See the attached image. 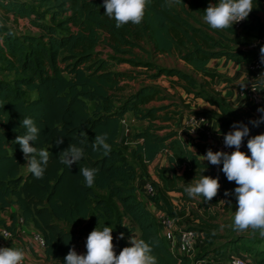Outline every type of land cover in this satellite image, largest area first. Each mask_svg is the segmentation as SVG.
Returning <instances> with one entry per match:
<instances>
[{
	"label": "trees",
	"instance_id": "obj_1",
	"mask_svg": "<svg viewBox=\"0 0 264 264\" xmlns=\"http://www.w3.org/2000/svg\"><path fill=\"white\" fill-rule=\"evenodd\" d=\"M35 1L47 10L40 11L30 0H0V12L5 18L10 15L16 20L27 18L38 31L37 34H17L0 23V72L13 73L11 78L0 75V209L6 210L13 203L18 205L23 221L33 223L43 235L47 256L60 258L63 264L80 237L78 231L61 225L62 220L69 224L87 220L83 227L85 232L96 227H111L129 235L139 228L140 239L153 246L157 264H193L191 257L171 250L168 234L139 198L136 185L139 172L156 189L153 195L146 197L177 222L185 215V211L179 210L185 208H176L169 195L171 191L181 192L186 201L198 203L203 215L198 216L196 226L189 227L203 231L211 244L217 239V234L211 230L220 226L217 222L220 208L229 209L237 204L234 194L237 185L227 180L222 164L215 166L203 161L192 148L195 143H187L176 130L163 135L157 132L166 127L156 125L157 119L173 118L161 114L172 104H149L171 97L154 84H141L126 93L123 82L137 79L141 73L115 69L117 63L112 57L130 55L117 59L153 69L149 74L153 80L162 75L176 76L172 83L180 85L187 93L222 105L199 88L196 75L204 77L209 85L217 78L231 82V77L210 65L212 60L222 57L245 65L247 74L253 75L249 66L260 56L264 45L227 48L223 40L229 38L201 20L205 9L218 0H182L171 7L168 0H151L141 24L128 23L119 28L115 20L104 13V0ZM50 12L51 19L47 20ZM61 15L65 18L59 19ZM263 15L264 0H254L244 28L264 37ZM143 42H150L156 53L177 55L192 72L159 66L149 60L142 62L135 49L149 53ZM100 46L111 49L114 56L104 57ZM129 112L149 121L146 129L134 134L136 139H142L134 147L126 142L127 136L122 135V119ZM224 112L230 118L219 119L218 129L228 133L239 121L236 112L226 109ZM199 114L212 116L204 111ZM24 117L32 118L40 129L38 140L31 143L49 151L43 179H36L30 173L21 147L15 143L17 136L26 134L22 127ZM103 133L108 134L107 142L112 148L107 155L103 150L93 151L92 147L95 136ZM61 137L64 142L57 145ZM70 144L83 148L85 153L71 168L60 163V152ZM197 148L206 155L205 149ZM163 151L169 154L168 163L159 168L158 180L151 179L147 163ZM81 167L99 169L92 187L86 186ZM203 175L218 177L220 181L218 194L211 201L203 197L190 198L184 191ZM226 192L230 194L225 195ZM124 216L136 225L124 226ZM11 217L16 221L14 214ZM0 224L6 225L1 218ZM6 227L14 234L18 232L17 227ZM241 238L235 235L225 245L238 248ZM260 242H264V237ZM113 243L119 252L128 246L124 239L113 240ZM223 246L202 252L197 259L210 254L222 255ZM242 246L246 255L254 254L252 259L256 264H264V243Z\"/></svg>",
	"mask_w": 264,
	"mask_h": 264
},
{
	"label": "clouds",
	"instance_id": "obj_2",
	"mask_svg": "<svg viewBox=\"0 0 264 264\" xmlns=\"http://www.w3.org/2000/svg\"><path fill=\"white\" fill-rule=\"evenodd\" d=\"M182 0H168V5L180 4ZM184 2V0H183ZM151 0H104L105 14L113 18L116 27H122L128 23L139 25L143 22ZM254 8V0H218L216 4H210L205 9L204 21L215 30H225L233 27L237 22L249 17ZM260 59L264 62V47L260 48ZM247 84H241L244 88ZM253 91H257L253 87ZM211 107V106H210ZM264 113V106L257 109ZM253 126L259 127L264 123V115L259 119L250 121ZM22 127L26 134L16 137L27 161L30 173L36 179H43L47 164L50 159L49 151L38 149L31 142L39 138L40 129L30 117H24ZM233 131L224 136L226 147L235 148V151L228 153L223 150L213 151L208 149L203 155L211 165H223L222 171L229 182H235L237 187L234 194L237 199V207L234 214L233 227L240 233L249 229L259 230L261 237H264V133L251 136L247 141V148L251 155L241 150L244 138L250 134L248 124L235 122L232 125ZM219 131V129H217ZM108 134H97L92 145L93 151L103 150L107 155L111 152V145L107 142ZM64 138L57 139L56 144H63ZM84 150L75 144L60 152V163L69 168L79 163L84 158ZM97 168L81 167L80 173L84 177L87 187H92L95 182ZM219 178L203 175L194 183L189 184L184 191L190 198L203 197L205 201H211L220 189ZM230 193L226 192L225 195ZM87 218V217H85ZM8 239L7 234L3 236ZM124 233H120V239ZM113 229L104 227L98 230L96 227L87 237L86 254H78L73 248L65 257V264H157L153 255V246L144 239L130 237L131 246L124 247L116 254L113 243ZM25 253L22 249L13 247H0V264H23Z\"/></svg>",
	"mask_w": 264,
	"mask_h": 264
},
{
	"label": "crops",
	"instance_id": "obj_3",
	"mask_svg": "<svg viewBox=\"0 0 264 264\" xmlns=\"http://www.w3.org/2000/svg\"><path fill=\"white\" fill-rule=\"evenodd\" d=\"M213 61H217V65L214 67H216L218 71L227 73L232 79L231 82L221 81L222 89H224L223 96L227 98V101H230L231 99L238 100L235 104L233 105L230 104L229 108L233 110L234 112H236L237 116L241 117L242 119L246 121L259 119L261 115H264V113L258 112L256 108H252L250 104L247 102L246 98H244V96H241V95L239 96V94L237 93L238 91L237 88L239 84H241L242 82L251 83V84H262L264 82V71H258V72L253 73V75H248L247 67L243 64H238L231 60L227 61L225 57H222V58L212 60L210 64L211 66L213 65L212 64ZM188 72L191 73L192 71L188 70ZM163 77H165L166 79H169V82H167V80L163 81L162 80ZM176 79H177L176 76L162 75L157 80H154V83H148V82L147 83L154 84V85H158L157 83L163 84L165 88L161 85H158V86H160L169 95V93L173 91V88L171 87L172 80H176ZM217 80L219 79L217 78L215 81ZM128 81L129 80H125L123 84L125 85V83ZM172 85L175 87L177 86L176 84H173V83ZM140 86L141 84L139 85V87ZM177 88L181 89V91L179 92V96H181L182 100L186 104V107H187L186 111L190 112L191 114L188 116H182L181 118L178 114L177 115L173 114L172 116V113L169 111V109L171 108L175 109L174 107L177 101L172 100L166 103L165 105L172 104V106H169V108L162 111L161 114L170 115L173 118L169 120H164V121L157 119L155 121L156 125L166 126L165 128L161 130H157V132L163 135L170 130H176L179 133V136L183 137L187 143L189 144H191L192 142L195 143V146L192 145V148L198 154V156L204 161L205 160L203 156L204 154L201 152V150L197 148V146L205 149L206 152L208 151V149H212L214 151L217 138L216 137L208 138L203 132L195 136L190 135L187 131V120L191 118L192 116H196L200 112L204 111V112L211 114L212 116L218 117V119H211L210 116L206 115L211 121V127L217 130L219 128V123H220L219 119H228L230 117H226L224 114L223 116H221L222 113L218 110L219 108L216 104H212L208 100H205L199 97L198 98L194 97L193 94L187 93L183 89V87H181L180 85H178ZM166 100H160V101H166ZM154 102L155 101H152L149 104V106L163 105V104L157 105V104H154ZM245 113L250 114V116L247 117L246 115H244ZM132 115H135V114L132 112H129L125 115V117L129 119V117H131ZM174 118H177V119L174 120ZM174 121H175V124H174ZM135 122H137V124L141 126V129L136 132L143 131L144 129L147 128L149 124V121L147 119H140L138 117L136 118ZM230 129L234 130L232 127ZM134 134L133 136H127L126 142L131 147H134L137 142L142 141V139H136L134 137ZM122 135L124 136L123 133ZM201 135H203L204 137L203 139L201 138ZM168 155L169 154L167 151L160 152L157 154V156L155 157L153 161L147 163L146 169L151 179L158 180L157 172L159 171V168H161L162 166L168 163ZM149 183L150 181L146 177H143L141 173L139 172L138 178L136 181L137 194L139 198L142 199L146 203V205L151 209V211L155 215L160 209H158L155 205H153L151 201L146 197L147 195L146 187H147V184ZM169 195L171 197L172 202L176 205L177 209L185 208V210H179V211H185V215L182 218H180L178 221L179 228L183 229V228H190L189 226H196L199 222L198 216L203 215V210L199 209L198 203L186 201L181 192L171 191ZM12 214L16 216V221H14L13 218L11 217ZM0 218L3 219L6 223V225L0 224V247H13L17 249H22L26 257L23 264H63L60 258L48 257L46 250H45V246H41L39 243H37L34 240V235L38 233L39 230L34 226L33 223H25V221H23L22 212L19 209L18 205L13 203L6 210L0 209ZM86 223H87V220L77 222L74 224H69L68 222L64 220L60 221V224L63 225L66 229L75 230V231H79L81 228L84 227ZM81 224H83V226H81ZM125 225L134 226L136 224L128 216H124V226ZM6 226L17 227L20 230V233H16L15 236H13L10 239H5L2 236L1 231L4 228H7ZM94 229L88 230L86 233L89 235ZM112 229H113V238H114L113 240L120 239V233H124V232H120L114 228ZM98 230H102V228H98ZM195 230H196L195 255L197 259V257L200 256L202 252L211 250L213 248L211 247L208 248V246L211 243L209 239L206 238L204 232L197 230V229ZM134 234L137 235L136 236L137 239H140L141 231L139 228H137L136 231L132 234L128 235L127 233H124L123 239L127 242L128 246H131L129 238L132 237ZM88 235L83 236L82 238H78L74 242L73 248H75L78 254H86L87 252L86 241H87ZM167 239H168V246L171 248L170 245L173 239H171L170 237Z\"/></svg>",
	"mask_w": 264,
	"mask_h": 264
},
{
	"label": "rangeland",
	"instance_id": "obj_4",
	"mask_svg": "<svg viewBox=\"0 0 264 264\" xmlns=\"http://www.w3.org/2000/svg\"><path fill=\"white\" fill-rule=\"evenodd\" d=\"M33 4H35V6H37V8L44 12L43 10H47L46 7L41 8L39 7L37 1L35 0H30ZM52 12L48 13L46 16L47 20L51 19V14ZM264 17V15H263ZM65 18V16L61 15L59 17V19ZM201 20L203 22L204 19L201 18ZM0 23L7 25L12 31H14L17 34H24V33H38L37 29L35 27H33L29 20L27 18H20L18 20L14 19V17L12 15H10V18H5L2 13L0 12ZM206 23V22H205ZM75 29V28H73ZM221 31V30H219ZM221 32H223L225 34V36H227L229 39H224L223 42L224 44L227 46V48L229 49H235L238 47H246L248 45L251 44H257L260 46L264 45V37L261 35L257 36V32H253V33H249V31L246 28H242L240 30H232L229 31L228 29L222 30ZM143 46L144 48L149 52V53H145L144 51H142L141 49H135L137 55L139 56V59L142 62H145L147 60L158 64L159 66H164V67H180L186 71L191 70V67L189 65H187L185 63V61H183L182 59H180L177 55L174 54H160V53H156L153 50L152 44L150 42H143ZM100 50L104 51L103 56L104 57H108L111 58L112 56H114V54L111 52V49L109 48H105L103 46L99 47ZM130 55H125V56H115L112 57L113 61H115L117 64L114 66L115 69H119V70H135V72H139L141 73V76L138 77L135 80H129L128 82L125 83L126 86V93H131L134 90H136L140 84H148V83H154V80L151 79L149 77V74L153 73V69H149L146 68L145 66H133L131 63L129 62H120L117 58H127ZM213 67L217 65V61H213L212 63ZM216 68V67H214ZM148 72V73H147ZM222 74H224V76H229L227 73L222 72ZM0 75L5 77V78H11L13 73H10L8 71H4V72H0ZM197 79L199 80V88L202 89L206 95L210 96L213 100H217L219 102H221L222 105H217L218 106V110L222 113L221 116H223V114L228 117L229 115L224 112V109L226 110H231L230 104H235L238 100L237 99H231L230 101H227V98H225V96H223V91L224 89H222V82L217 80V81H210V85L205 83V78L202 77L200 74L196 75ZM230 77V76H229ZM162 80H167V82H169V79H166L165 77L162 78ZM148 82V83H147ZM243 83V82H242ZM158 85H161L165 88V86L163 84L157 83ZM177 85V84H176ZM171 87L173 88V91L169 93L171 97V99H167L166 101H155L154 104H166L172 100L177 101V103H175V109H169V111L174 115H179L180 118L182 116H188L191 113L186 111V104L184 103V101L182 100L181 96H179V92L181 91L180 88H177L178 85L175 87L172 85L171 83ZM238 93V91H237ZM239 94V93H238ZM240 96V95H239ZM203 99V98H202ZM248 105V104H247ZM234 112V111H233ZM238 113V112H237ZM133 116V117H132ZM131 117H129V122L131 125V130L130 132L127 134L124 132L123 130V134L124 136H133V134L141 129V126L139 124H137V122H135L136 120V116L132 115ZM134 118V119H133ZM177 118H174V120H176ZM211 119H218V117L216 116H211ZM238 121L243 122L244 124H248L249 128H250V134L248 137H245V141H248L249 138H251V136H255L257 134L260 133H264V128H262L260 125L259 127L253 126L250 121H246L244 119H242L241 117L238 116L237 118ZM252 121V120H251ZM175 124V121H174ZM237 204H233L230 206L229 209H226L224 207L220 208V215L219 218L217 220V222L220 224L219 228L211 230L212 232L217 234V239H215V241L212 243V245L210 244L208 246L211 248H214L216 246H220V245H224L225 248L224 249V253H227L228 251H234V252H239V253H243V246L241 247V245H245L247 247H249V245H258V246H262V244L264 242H260V239H262V237L259 234V230H255V234H253V230L249 229L247 232L244 233H240L237 230L234 229L233 227V220H234V214H235V210H236ZM81 226H83V224H81ZM79 237L82 238L83 236L88 235L85 230L83 228H81L79 231ZM235 235L238 236H242L243 238H241V240H239L241 242V245H239L240 247L235 248L234 245H230V246H226V242L229 241V239H231L232 237H235ZM133 236H137L136 234H134ZM132 236V237H133ZM247 237V238H245ZM254 240V241H253ZM223 246V247H224ZM207 248V249H208ZM243 248V249H242ZM247 256L250 257H254V254L252 253L251 255L248 254Z\"/></svg>",
	"mask_w": 264,
	"mask_h": 264
},
{
	"label": "built area",
	"instance_id": "obj_5",
	"mask_svg": "<svg viewBox=\"0 0 264 264\" xmlns=\"http://www.w3.org/2000/svg\"><path fill=\"white\" fill-rule=\"evenodd\" d=\"M249 17L243 21L237 22L233 25L235 30H240L244 27V25L249 22ZM250 71L253 73L258 71H264V62L261 61L260 56L254 60L250 66ZM250 77V76H249ZM248 77V78H249ZM241 84H247L246 87L241 88ZM239 84L237 90L239 95L244 96L247 102L250 104L252 108H260L264 106V82L262 84H251V83H241ZM253 87L257 91H253ZM123 129L125 133H129L131 130V125L127 117H123L122 119ZM187 131L190 135L195 136L203 132L206 137L212 138L216 137L215 143V151H225L231 153L235 151V148L226 147L224 144V136L227 133H222L213 129L211 127L210 119L204 114H198L196 116H192L187 120ZM233 131V130H230ZM245 139V138H244ZM241 150L251 155L247 148V141L244 140ZM222 164V163H221ZM156 192L155 187L149 183L146 187V194L153 195ZM156 219L162 225L164 231L168 234V236L173 239L171 241V250L178 254H184L193 259V264H256V262L252 259V257L247 256L246 254L228 251L227 253H223L222 255L210 254L206 258L196 259L195 255V238H196V230L193 228H179L178 222L175 218L170 216L165 210H159L155 214ZM20 230L18 229V232ZM2 236L7 234L8 239L15 236L13 231L9 228H4L1 231ZM34 240L39 243L41 246H45V239L43 235L38 232L34 235ZM115 246V245H114ZM117 255H119V249L115 246L114 248Z\"/></svg>",
	"mask_w": 264,
	"mask_h": 264
}]
</instances>
